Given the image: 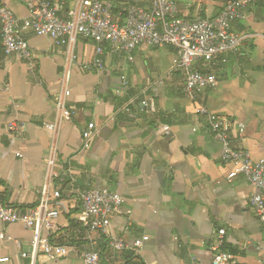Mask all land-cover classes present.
<instances>
[{"label":"crops","instance_id":"1","mask_svg":"<svg viewBox=\"0 0 264 264\" xmlns=\"http://www.w3.org/2000/svg\"><path fill=\"white\" fill-rule=\"evenodd\" d=\"M48 1L60 6V17L74 5V0ZM109 1L115 18L122 3L150 5V0ZM227 1L178 0L179 18H214ZM27 2L0 0V5L25 19ZM231 32L242 38L238 52L209 65L216 86L195 100L183 95V78L172 71V47L137 48L130 62L104 45V69L97 71L95 45L78 38L68 69L65 105L71 115L60 125L48 183L52 135L46 125L56 118L66 47L27 33L33 57L26 61L5 55L0 42V196L14 207H30L47 185L59 211L51 242L67 249L55 261L41 254L33 258V231L0 222V258L9 259L0 264H83L85 251L98 253L100 264H211L210 248L220 229L231 264H259L264 227L249 205L252 188L242 176L227 182L232 167L220 161V146L196 109L201 105L228 118L231 145L264 159V0L246 8ZM195 67L205 71L202 62ZM151 96L153 114L141 105ZM90 122L96 135L84 148L81 130ZM8 123L16 126L9 133ZM88 190L122 196L123 212L112 217L110 232L126 250L115 252L106 237L77 221L79 194ZM137 240H142L139 254L133 249Z\"/></svg>","mask_w":264,"mask_h":264},{"label":"built area","instance_id":"2","mask_svg":"<svg viewBox=\"0 0 264 264\" xmlns=\"http://www.w3.org/2000/svg\"><path fill=\"white\" fill-rule=\"evenodd\" d=\"M256 1L228 0L216 17H197L191 21L179 18L178 0H150L149 7L122 3L117 18L114 17L109 0H74L73 7L65 12L64 17L58 15V4L48 0H28V16L25 19L16 17L11 10L0 5V42L5 55L31 60L33 56L26 38L27 33L47 37L56 46L66 47L65 70L59 80L60 91L54 99L56 118L46 125L52 135L50 155L46 161L47 183L52 176L55 141L60 125L71 115L65 102L70 96L68 69L74 63L73 48L78 38L88 39L95 45L96 60L92 66L97 71L104 69L101 61L104 45L108 46L110 53L118 57L124 56L130 62L132 53L137 48L172 47L176 55L172 71L183 78V95L195 100L204 90L216 86V78L209 71V65L220 55L238 52L242 38L231 32V25L243 19L245 9ZM198 62L203 63L205 71L195 67ZM262 62L264 64V58ZM121 80L126 85L125 78L121 77ZM157 82L160 83V80ZM141 105L149 114H153L155 96L146 97ZM196 114L206 120L208 132L219 144L220 161L232 167L227 175V182L242 176L251 186L249 205L264 227V159L254 160L246 149L231 145L232 122L225 116L217 115L201 105L197 107ZM15 127V124L8 123L6 131L12 132ZM238 127L242 132L243 126ZM168 130L167 126L163 127L164 132ZM95 135V125L90 122L81 130L82 146L88 148ZM47 188L46 185L42 189L36 205L25 208L14 207L0 196V222L17 223L32 230L31 256L34 258L41 254L47 260L55 261L64 257L67 249L51 242V231L59 217V211L52 206ZM123 203L121 195L108 190H88L79 194L78 198L79 224L91 233L106 237L115 252H122L127 248L121 238L114 237L110 232L111 219L123 212ZM223 235L224 230H218L217 238L210 248L211 264H231L232 256L223 249ZM141 246L142 240L134 242L135 253L139 254ZM81 257L83 264H100L99 254L96 252L85 251ZM8 261V258H0V263ZM259 264H264V258Z\"/></svg>","mask_w":264,"mask_h":264}]
</instances>
